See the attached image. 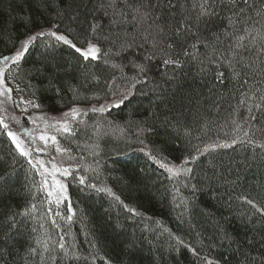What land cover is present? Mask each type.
<instances>
[{
  "label": "trees",
  "instance_id": "16d2710c",
  "mask_svg": "<svg viewBox=\"0 0 264 264\" xmlns=\"http://www.w3.org/2000/svg\"><path fill=\"white\" fill-rule=\"evenodd\" d=\"M160 3L156 15L166 31L179 27L185 16L194 20L192 0H171L173 9L168 0ZM98 4L99 0H0V57L12 55L21 41L54 24V30L74 42L84 38L93 22L103 25L101 36L117 31L97 11ZM185 4L186 9L181 7ZM230 7L217 5L221 18L214 17L207 29L200 25L202 38L212 41V32L220 35L217 55L227 53L232 43L222 31L227 23L222 18L232 11L244 9L237 28L264 29V0H248L247 5L238 0V8ZM99 43L102 50L112 47L103 39ZM245 43L251 47L250 41ZM257 47L243 52L244 60L234 61V67L190 60L183 69H173L162 64L160 55L150 64L142 61L149 66L147 84L137 85L119 108L78 117L75 135L59 136L76 177L65 179L68 200L59 207L61 216L54 215L55 205L48 211L46 195L38 191L39 175L18 156L6 135H0V177H5L0 180V264H104L101 257L112 264H207L205 257L218 264H264V215L241 199L264 208V147L256 146L264 144V107L248 112L250 104H264V55ZM249 63L250 68L244 66ZM233 71L240 73L235 79ZM217 72L224 73L223 82ZM13 75L10 86L19 84L25 98L42 105L27 113H63L115 98L111 92L125 90L135 70L127 59L116 57L82 66L69 46L44 36L29 45ZM252 95L255 100L249 99ZM233 121L243 124L249 136L230 148L197 152L205 145L230 143ZM145 145L177 164L187 157L186 167L192 171L170 177L140 151ZM80 176L86 178L84 185L78 182ZM89 184L110 188L139 215ZM33 203L35 211L20 214ZM13 217L14 226H5Z\"/></svg>",
  "mask_w": 264,
  "mask_h": 264
},
{
  "label": "snow or ice",
  "instance_id": "6c2138e0",
  "mask_svg": "<svg viewBox=\"0 0 264 264\" xmlns=\"http://www.w3.org/2000/svg\"><path fill=\"white\" fill-rule=\"evenodd\" d=\"M243 3L247 5L248 0H243ZM217 5L221 8L231 6L229 8L231 10L238 8V0H192V11L195 13L194 20L185 16L181 20L179 27L166 31V26L158 23L162 17L156 15V9L161 7L160 0H156L155 3L152 0H136V2H131V0H99L97 11L101 12L104 17H108L109 26L114 25L117 31H110L108 35L101 36L103 25L93 22L84 38L78 42H74L68 35L54 30L58 28V25L54 24L52 28L40 30L21 41V46L14 54L0 57V135H6L18 156L24 158L31 170L39 175L38 191L46 195L47 202L50 205L49 212L53 211L51 205H55L56 211L54 215L61 216L59 207L64 201L68 200L65 179L70 175L73 176V179H76L73 175L74 169L71 165L68 167L63 166L64 161L57 162L56 157L52 155L51 149L53 148L57 154H63L69 151L68 149L60 147L56 134L75 135L73 123L77 122L81 114L87 115V111L73 106L59 118L48 117L46 115L29 116V123L33 127H25L15 115H4L9 112V105H14L16 108H19L22 113H27L29 108L40 109L42 107L34 98H25L22 94L24 89H21L19 84H15L14 87L10 86L16 78L13 75L14 72L21 67V62L29 51V45L44 36L54 38L55 41L69 46L78 55L82 66H87L92 61H98L102 57L105 63H108L112 57L121 60L127 59L128 64L135 70V75L129 78V85L125 90L111 92L113 97H119L110 102L111 107L119 108L125 101L129 100L137 85L147 84L149 82L147 77L149 66L142 61H148L150 64L157 55L161 56L162 64L165 67L172 66L173 69H183L184 64L190 60H196L201 64L204 63V60H207L209 64L226 62L229 67H234V61L235 63H240L244 60L243 52L250 51L252 47H257V45H259L257 47L258 53L264 55V29L236 27L240 24L239 17L244 12L243 8H238V11H232L231 16L222 18L227 22L226 27L222 31L225 37H228L232 43L228 44L227 53H219L217 55V48L221 43L220 35L212 32L211 36L214 38L212 41L202 38L200 35L201 23L207 29L214 17L221 18L220 13L216 10ZM168 7L169 9H173L176 5L171 3V0H168ZM181 7L186 9V4L181 5ZM256 15L260 16L261 13L257 11ZM233 17H236V19H233ZM95 19L94 17V21ZM249 19L251 18L249 17ZM193 28L196 30L194 31ZM189 37L194 39L189 42ZM100 39L110 42L112 47L102 50L99 43ZM246 41H250L251 47L245 43ZM177 48H182L183 51L178 52ZM209 49H211V53ZM138 55L139 60L137 59ZM181 57H185L187 60H182ZM257 59H259V56H257ZM111 66L113 68H121V71L123 70L122 65L112 63ZM244 66L250 68L252 65L249 63ZM201 71H204V68ZM239 75L240 73L233 71V79ZM223 76V72H217V79L221 82H223ZM96 79L98 80V78ZM245 83H247V80H245ZM26 87L31 88L32 86L28 84ZM14 91L17 94L15 98L13 95ZM249 99L255 100L256 97L252 95ZM260 100L264 101V97H260ZM240 103L245 104L246 101L242 99ZM253 107L260 109L264 107V104H250L248 106L249 113L252 112ZM106 110H109L107 104L101 105L99 108L93 106L90 109L92 112L99 111L101 113ZM249 119H255V117L250 116ZM10 121L15 122L18 130H14L10 126ZM233 124L235 125L233 129L234 138L230 143L226 141L219 144L205 145L203 149L198 148L197 152L203 155L205 152L215 150L216 148H230L238 142H241L243 138L249 136V131L244 128L243 124L236 121H233ZM141 131H144V129H141ZM241 132L243 133L242 136L239 135ZM247 142L249 144L254 143L251 139ZM141 143L143 144V141ZM256 146L264 147V144ZM140 151L144 152L154 163L159 164L161 168L169 173L170 177L179 176L181 173L188 174L192 171L191 168L186 167L189 163L187 157L177 164L169 161L167 157L162 155L158 156L151 149H148L147 145L140 149ZM157 152H159V149H157ZM41 155L48 156L49 159H41ZM196 158L192 157V159ZM71 159L72 157L68 156V160ZM4 179L5 177H0V180ZM78 182L84 185L86 178L80 176ZM88 187L96 188V185L89 184ZM96 190L106 192L122 204L128 212L133 215H139L135 208L124 204L120 200V197L116 196L110 188L103 187L96 188ZM33 199H35V196ZM241 199L255 208L261 215H264V208L258 207L247 197H241ZM36 207V204H30L20 214L28 215L35 211ZM68 211L70 213L72 212L70 204L68 205ZM67 219L70 221L72 216L69 215ZM14 222V217L10 218L9 223L5 226H14ZM52 223L56 224V220L53 219ZM60 239L62 241L63 237ZM37 244H40V241H37ZM59 247L60 249H64V244L60 243ZM44 250L48 251L46 243ZM30 251L33 254H37L36 248L30 249ZM193 253L195 254V250H193ZM101 259L104 260V264H112L110 259L104 257H101ZM205 260L207 264H218L217 261L208 260L206 257Z\"/></svg>",
  "mask_w": 264,
  "mask_h": 264
},
{
  "label": "rangeland",
  "instance_id": "374dc122",
  "mask_svg": "<svg viewBox=\"0 0 264 264\" xmlns=\"http://www.w3.org/2000/svg\"><path fill=\"white\" fill-rule=\"evenodd\" d=\"M13 54H14V53H13ZM118 98H119V97H115V98H113V99H109V100H107V101H104V102H102V103H100V104H94V105H92V106H90V107H79V108L82 109V110H84V111H87V113H88V112H90V109H91L93 106L99 108L101 105L107 104V105H108V109H109V108H111V103H110V102H111L112 100H114V99H118ZM8 108H9V112H8L7 114H4V115H9V114H10V115H15V116L21 121V123H22L25 127H33V125H31V124L29 123V120H28V117H29V116L46 115V116H48V117H57V118H59V117H61L62 114L64 113V112H63V113H40V112H38V113H22V112H18V111H16V109L14 108V105H9ZM80 116H83V114H81ZM80 116H79V117H80ZM38 123H40V122L38 121ZM10 126H11L14 130H18V126L15 124V122H11V121H10ZM41 126H42V125H41ZM56 135H57V139H58V141H59L60 147H61V142H60V140H59V136H60L61 134L57 133ZM51 151H52V155H54V156L56 157L57 162L64 161V165H63V166L68 167V165H69V161H70V160H68V156H70V155H69L67 152H66V153H63V154H57V153H55L54 148L51 149ZM40 158H41V159H45V160H48V159H49L48 156H44V155H41Z\"/></svg>",
  "mask_w": 264,
  "mask_h": 264
}]
</instances>
